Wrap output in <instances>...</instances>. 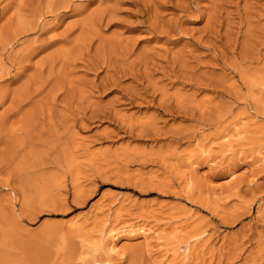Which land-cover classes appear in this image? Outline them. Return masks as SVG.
<instances>
[{"label": "rangeland", "instance_id": "obj_1", "mask_svg": "<svg viewBox=\"0 0 264 264\" xmlns=\"http://www.w3.org/2000/svg\"><path fill=\"white\" fill-rule=\"evenodd\" d=\"M221 3L0 0V264H264V0Z\"/></svg>", "mask_w": 264, "mask_h": 264}, {"label": "bare ground", "instance_id": "obj_2", "mask_svg": "<svg viewBox=\"0 0 264 264\" xmlns=\"http://www.w3.org/2000/svg\"><path fill=\"white\" fill-rule=\"evenodd\" d=\"M223 1H224V0H223ZM220 3H221V0H220ZM217 4H218V3H217ZM221 4L223 5L224 3H221ZM222 5H220V7H221ZM221 8H222V7H221ZM189 9H190V8H189ZM215 11H216V10H215ZM212 12H214V11L212 10ZM216 13H217V12H216ZM211 15H213V13H212ZM211 15H210V19L214 16V15H213V16H211ZM217 16H218V15H217ZM212 20H213V19H212ZM215 20H216V19H215ZM247 23H248V22H247ZM30 25H33V24H30ZM36 26H37V25H36ZM23 27H25V26H23ZM29 27H30V26H29ZM32 27H33V26H32ZM32 27H30V28L32 29ZM19 28H20V27H19ZM22 29H23V28H22ZM22 29H21V30H22ZM35 29H36V28H35ZM26 30H27V28H26ZM28 30H29V28H28ZM32 30H34V28H33ZM19 31H20V30H19ZM163 31H165V30H163ZM23 32H24V31H23ZM26 32H27V31H26ZM18 35H20V34H17V33H16L14 37H17ZM24 36H25V35H24ZM14 37H13V38H14ZM14 39H15V38H14ZM49 39H50V38H49ZM37 40H38V39H37ZM37 40H36V42H37ZM40 40L44 41L43 39H39L38 42H42V41H40ZM45 40H46V39H45ZM47 40H48V39H47ZM32 41H33V40H32ZM36 42L34 41V42H32L27 48L25 47V48H26L25 52L21 55L20 58L18 57L19 60L16 59V60H18V62H17V64H18L17 69H18V70H23V69L26 67V62L30 60V57H31L34 53H36V52H38L39 50L43 49L44 45H40V44H39V45L33 46L34 43H36ZM47 42H48V41H47ZM53 43H54V42H53ZM57 50L60 51V52H59V53L61 54L60 56H63V54L61 53V51H62V50H65V49L62 48V50H60V49H57ZM57 50H55L54 52H57ZM54 52L51 51L50 53L52 54V53H54ZM63 52H67V55H66V53H65L64 55H65L66 57H63L64 59H61V61H59L60 63L58 62V64H60L59 67H60L62 64H66V63H67L66 61H65L66 63H62V61L65 60V58H66V60H67V56H68V54H69V51L66 50V51H63ZM48 54H49V53H48ZM48 54H44V55L47 56ZM51 54H49L47 57H46V56H45V57L43 56V60L41 59L42 57L40 58L42 61H41L40 65H37V66H36L35 72H36V70H37V67H38V66L40 67V68H38V71L36 72V74H37L38 72H39V75H41V74L43 73L44 70L42 71V68H43V65H46L45 63H47L48 66H46V67H48L49 71H51V70L53 69V67H54V62H55V60L58 61V60H59V57H57V58H58V59H57V58L55 57V55H54V57H53V56H52L53 54H52V55H51ZM54 54H56V53H54ZM84 54H85V53H84ZM56 55H57V54H56ZM82 55H83V54H82ZM57 56H59V55H57ZM83 56H84V55H83ZM10 58H11V56H10ZM12 59H13V58H12ZM40 59H39V60H40ZM2 61H3V60H2ZM10 61H11V60H10ZM36 61H37V60H36ZM57 61H56V64H57ZM37 62H38V61H37ZM4 63H5V62H4ZM61 63H62V64H61ZM5 64H6V63H5ZM109 66H110V65H109ZM46 67H45V68H46ZM55 67H56V65H55ZM41 72H42V73H41ZM56 72H58V70H57V71L54 70V73H56ZM21 73H22V72H21ZM52 73H53V72H52ZM54 73H53V74H54ZM13 74H14V73H13ZM17 74H18V71L15 73V75H17ZM56 74H58V73H56ZM10 75H11V74H10ZM34 75H35V74H34ZM59 76H60V75H59ZM20 77H21V76H20ZM26 77H27V76H26ZM32 77H33V76H32ZM32 77H31V79H32ZM53 77H54V76H53ZM53 77H52V78H53ZM10 79H11V78H10ZM27 79H29V77H28ZM39 79H40V80H38V81H41L42 78L39 77ZM29 80H30V79H29ZM33 80L36 81V80H35V77H34ZM30 81H31V80H30ZM34 81H33V82H34ZM46 81H47V78H44V79L42 80L41 85H40L39 88H42V87L44 86L43 84H44ZM50 81H52V80H50ZM50 81H48V82H50ZM53 81H54V78H53ZM53 81H52V83H53ZM27 83H29L28 80H27ZM30 83H31V82H30ZM52 83H50V84H52ZM54 83H55L57 86H56L55 84H54V85H55L56 87H59L60 90L63 89V86L61 87V85H60L61 82H60V83H59V82H57V83L54 82ZM37 84H38V83H37ZM39 84H40V82H39ZM50 84H49V86H51V87H50V88L48 87V88L50 89V91H49V89H48L47 87H46V88L48 89V92H49L50 95H51L50 97L53 98V99H55L54 97H52V95L56 96V95H55L56 92H54V91L52 90V92H53L54 94L51 93V89H54V88H53L52 85H50ZM58 84H59V85H58ZM22 85H23V84H22ZM29 85H30V84H29ZM29 85H28V86H29ZM34 85H36V83H34ZM42 85H43V86H42ZM63 85H64V84H63ZM47 86H48V85H47ZM22 87H23V86H22ZM0 88H1V87H0ZM4 88H5V87H4ZM27 88H28V87H27ZM27 88H26V89H27ZM29 88L31 89V87H29ZM29 88H28V89H29ZM39 88H36V89H34V90H30V89H29V91L26 92V94H24V95L22 94V97L20 96V97H13V98H11V100H10V105H9V106L7 107V109L5 110V113H6V114H7L8 112H9V113H12L13 111H16V112H17L18 110H20V108H21L23 102H24L26 99L31 98V97H30L31 94H34L37 90H39ZM46 88H45V89H46ZM59 88H57V89H59ZM23 89H24V88H23ZM47 89H46V90H47ZM5 90H6V89H5ZM8 90H9V89H8ZM54 90H56V88H55ZM60 90H59V91H60ZM39 91H40V90H39ZM39 91H38L37 93L40 94V96H41V93H39ZM57 91H58V90H57ZM2 92H5V91H2ZM2 92H1V90H0V100H4V98H5V96H6V94H5V93H2ZM6 92H7V91H6ZM17 92H18V91H17ZM17 92H15V94H16ZM41 92H42V91H41ZM48 92H47V96L49 95ZM12 93H14V92H12ZM10 94H11V93H10ZM38 94H37V95H38ZM17 95H19V93H18ZM47 96H46V98H48ZM57 97H58V96H57ZM33 98H34V97H33ZM33 98H31V99H33ZM46 98H45V99L43 98V101L49 99V98H48V99H46ZM56 99H57V98H56ZM33 100H34V99H33ZM33 100H32V101H33ZM32 101H30V102L32 103ZM39 101H40V100H39ZM43 101H42V102L40 101L39 104H41V103L43 104ZM27 102H28V101H27ZM46 103H47V102H46ZM37 104H38V101H37ZM37 104H35V105H37ZM39 104H38V105H39ZM47 104H49V103H47ZM39 106H40V105H39ZM39 106H38V108H39ZM5 108H6V107H5ZM36 108H37V107H36ZM38 108H37V109H38ZM41 108H42V107H41ZM41 110H42V109H41ZM41 110H40V111H41ZM36 113H37V112H36ZM12 114H13V113H12ZM153 232H154V231H153ZM144 233H145V232H144ZM147 233H148V232H147ZM146 235H148V234H146ZM146 235L144 234V236H145L144 239H145V240H147V238H150V237H148V236H146ZM141 236H142V235H141ZM142 237H143V236H142Z\"/></svg>", "mask_w": 264, "mask_h": 264}]
</instances>
